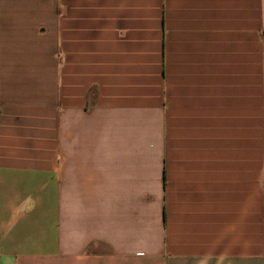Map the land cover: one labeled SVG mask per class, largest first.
<instances>
[{
  "label": "crops",
  "instance_id": "crops-1",
  "mask_svg": "<svg viewBox=\"0 0 264 264\" xmlns=\"http://www.w3.org/2000/svg\"><path fill=\"white\" fill-rule=\"evenodd\" d=\"M0 264H264V0H0Z\"/></svg>",
  "mask_w": 264,
  "mask_h": 264
}]
</instances>
